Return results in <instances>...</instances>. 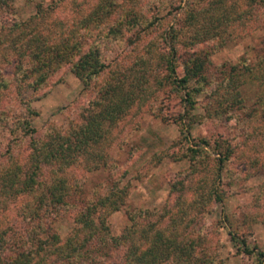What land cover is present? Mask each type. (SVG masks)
Listing matches in <instances>:
<instances>
[{
    "label": "trees",
    "instance_id": "16d2710c",
    "mask_svg": "<svg viewBox=\"0 0 264 264\" xmlns=\"http://www.w3.org/2000/svg\"><path fill=\"white\" fill-rule=\"evenodd\" d=\"M117 1L84 0V7L72 10L68 21L50 25L47 10L37 3L27 19H15L10 25L0 23V91L15 85L16 99L21 102L17 110L16 105L0 106V209L9 211L11 204L18 203L21 220L13 227L0 213V264H118L115 255L119 264H215L208 254L207 233L195 216L210 211L226 197L221 188L225 165L233 153L229 133L214 145L204 139L194 142L196 148L189 147L182 154L196 172L197 166L206 164L204 149H219L209 182L192 185L188 184L192 180L187 184L174 181L171 207L157 212L127 211L128 225L117 236L111 233L107 221L123 207L125 188L114 184L83 201L79 196L82 182L76 180L75 170L108 166L111 160L102 145L112 127L137 101L150 96L153 87H166L179 94L186 108L179 119L184 131L185 118L191 122L188 125L194 123L197 98L204 94L209 100L205 112L217 120L245 126L264 118V100L259 102V113L243 96L246 83L264 82V68L241 60L217 73L211 61L213 54L235 39L239 28L251 30L248 22L254 21L256 11L261 10L264 17V0H233L232 4L229 0H162L172 11L161 18L160 5L147 17L142 0ZM12 2L0 0V18L12 13ZM176 4L183 6L174 8ZM178 9L182 17L176 18ZM162 26L166 28L158 36L164 46L159 42L148 46L139 72L130 71L122 78H114L117 73L113 72L112 78L98 84L94 99L78 122L65 131L51 125L36 137L31 118L37 112L20 92L39 90L52 74L66 66L89 86L108 67L111 46L136 45L140 38ZM260 63L263 65L264 60ZM157 68L163 74L155 77ZM6 69L12 76L3 74ZM147 77H154L149 87L145 85ZM3 99L0 93V103ZM62 214L71 215L74 223L64 238L52 228ZM230 237L239 243L242 253L253 256L254 264H264V251L248 246L235 231Z\"/></svg>",
    "mask_w": 264,
    "mask_h": 264
},
{
    "label": "rangeland",
    "instance_id": "374dc122",
    "mask_svg": "<svg viewBox=\"0 0 264 264\" xmlns=\"http://www.w3.org/2000/svg\"><path fill=\"white\" fill-rule=\"evenodd\" d=\"M83 1L13 0L12 13L2 14L0 23L10 25L15 19H27L34 14L37 3L47 10V16H50L47 21L49 25L57 21H68L73 16L72 10L84 7ZM142 1L146 3L144 14L147 17L159 5L162 7L159 8L160 18L167 17V13L172 11L169 3L164 7L162 0ZM117 2L122 4L124 1ZM227 2L232 4L233 0ZM126 4L131 5L129 2ZM177 6L182 7L183 4H176L174 8ZM240 10L239 8L236 13ZM262 14L261 10L256 11L253 19L255 23L248 22L251 30L239 28L235 39L211 56L213 71L219 73L222 67L237 65L241 60H246L251 66L259 64L264 68V63H260V60H264ZM174 16L182 17V10H176ZM163 28L166 27H158L147 33L136 45L121 43L111 46L106 60L108 67L89 86H84L70 71L69 66H66L52 74L39 90L20 92L22 99L37 112L31 118L36 137L44 134L51 125L65 131L71 123L78 122L81 113L94 99L98 84L112 78L113 72L117 73L114 78L127 76L130 71L135 74L139 72V62L147 58L148 46L157 42L164 46L158 36ZM10 73L8 69L3 71L9 77L12 76ZM162 74L158 68L155 69V77ZM147 78L149 82L145 85L149 87L154 84V77ZM130 81L131 79L128 82ZM152 89L154 90L150 96H144V101H137L127 115L112 127L102 145L111 160L108 166L92 171L75 170L76 180L82 182L79 196L85 201L94 192L102 193L114 184L125 188L127 195L123 207L111 214L107 221L111 233L117 236L128 225L127 211L143 209L157 212L166 206L171 207L174 195L170 194V188L174 181L187 184L192 180L188 183L192 185L209 182L217 165L219 149L216 146L205 148L206 164L197 166L196 172L192 171L191 162L182 154L189 147L196 148L194 142L204 139L214 145L229 133L233 153L225 165L224 185L221 188L226 197L222 203L214 204L210 211L196 214L195 220L207 233L208 254L212 256L215 264H254L253 256L242 253L239 243L231 240L230 232L235 231L238 239L245 240L248 246L264 251V118H256L245 126L217 120L205 112V105L209 100L204 94L197 98V109L193 111L196 116L193 118L194 123L188 125L191 122L185 118L187 128L184 131L180 128L179 119L182 114H186V108L179 94L171 93L166 87ZM17 91L15 85L4 92L0 91L4 95L0 106L16 105L14 109L17 110L20 107L17 104L20 98L16 99ZM243 96L248 105L254 106L261 113L259 102L264 100V82L246 83ZM227 183L229 185H225ZM18 206V203L11 204L9 211L0 209L1 215L13 227L21 223L17 216ZM73 227V218L69 214L59 215L52 224L53 230L61 238L70 234ZM115 261L120 263L116 255Z\"/></svg>",
    "mask_w": 264,
    "mask_h": 264
}]
</instances>
